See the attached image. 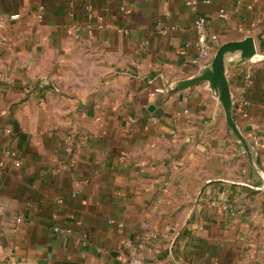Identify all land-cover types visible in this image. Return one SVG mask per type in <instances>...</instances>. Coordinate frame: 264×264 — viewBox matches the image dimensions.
I'll return each instance as SVG.
<instances>
[{
	"label": "crops",
	"instance_id": "obj_1",
	"mask_svg": "<svg viewBox=\"0 0 264 264\" xmlns=\"http://www.w3.org/2000/svg\"><path fill=\"white\" fill-rule=\"evenodd\" d=\"M14 14L0 264H120L140 244L144 264H264V0H0ZM197 19L217 39L194 63ZM246 39L228 112L196 79Z\"/></svg>",
	"mask_w": 264,
	"mask_h": 264
},
{
	"label": "water",
	"instance_id": "obj_2",
	"mask_svg": "<svg viewBox=\"0 0 264 264\" xmlns=\"http://www.w3.org/2000/svg\"><path fill=\"white\" fill-rule=\"evenodd\" d=\"M242 50V63H245L249 59L253 58L255 55V44L250 39H246L240 43H230L224 45L219 50L215 61L213 63L212 73L201 74L196 81L208 80L212 85L219 86L221 94V102L224 104L225 108L229 112V97H228V87L225 80V55L228 51ZM241 63V64H242Z\"/></svg>",
	"mask_w": 264,
	"mask_h": 264
},
{
	"label": "built area",
	"instance_id": "obj_3",
	"mask_svg": "<svg viewBox=\"0 0 264 264\" xmlns=\"http://www.w3.org/2000/svg\"><path fill=\"white\" fill-rule=\"evenodd\" d=\"M19 14L11 15L8 19H0V24L5 25L9 22L17 21ZM195 30L197 32L198 59L194 63L209 57L213 43L217 37L208 33L205 22L202 19L195 21ZM158 93H164V89H156ZM130 254L120 257V264H144L142 259L143 245L129 246Z\"/></svg>",
	"mask_w": 264,
	"mask_h": 264
}]
</instances>
